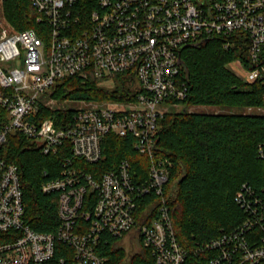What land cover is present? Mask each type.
<instances>
[{
    "label": "built area",
    "instance_id": "2783aa9c",
    "mask_svg": "<svg viewBox=\"0 0 264 264\" xmlns=\"http://www.w3.org/2000/svg\"><path fill=\"white\" fill-rule=\"evenodd\" d=\"M30 2L39 14L38 30L0 31V106L9 115L0 128V264H106L109 242L127 239L148 250L153 264H264V196L247 183L236 196L243 222L192 248L179 244L164 194L172 162L156 150L159 121L170 112L161 105L178 107L188 94L179 64L184 46L223 38L227 48L237 41L245 61L230 64L244 69L248 83L264 88V0ZM117 75L126 79L128 99L67 105L74 113L62 126L40 117L42 107L58 104L49 97L57 81ZM11 134L44 156H63L56 177L41 187L58 198L54 232L27 223L22 173L1 153ZM111 136L127 138L148 156L147 178L128 158L99 179L74 166L77 160L102 161Z\"/></svg>",
    "mask_w": 264,
    "mask_h": 264
},
{
    "label": "trees",
    "instance_id": "16d2710c",
    "mask_svg": "<svg viewBox=\"0 0 264 264\" xmlns=\"http://www.w3.org/2000/svg\"><path fill=\"white\" fill-rule=\"evenodd\" d=\"M4 16L13 28L21 32L39 29V14L30 0H6ZM223 38H212L200 47H186L181 57L189 74H181L187 96L179 102L184 109L167 112L159 121V141L156 150L171 160L169 183L164 188L175 236L184 248L215 239L236 228L245 215L236 202L244 183L264 196V160L259 149L264 148V114L245 113L247 109H264V88L260 82L248 83L229 68L230 62L245 61L242 45L225 47ZM115 87L102 85L108 79L89 77L81 80L66 77L57 81L50 91L58 104L42 107L40 117L54 118L62 126L73 115L65 108L68 102H110L124 100L126 79L115 76ZM219 107L241 112H189V107ZM9 115L0 106V128L7 124ZM4 158L18 165L22 173L23 197L27 223L39 232H54L57 228L56 195L44 194L42 183L53 179L62 166L60 153L44 156L19 134H11L1 149ZM104 159L97 164L74 162L99 179L112 171L116 164L128 158L137 173L149 171L147 155L136 152L128 139L114 136L103 145ZM47 172L48 175L44 176ZM92 195V194H90ZM106 264H153L148 250L127 253L116 241L109 242L103 252ZM59 255L56 257L58 258ZM206 254L195 261L201 262ZM192 260V258H191Z\"/></svg>",
    "mask_w": 264,
    "mask_h": 264
},
{
    "label": "rangeland",
    "instance_id": "374dc122",
    "mask_svg": "<svg viewBox=\"0 0 264 264\" xmlns=\"http://www.w3.org/2000/svg\"><path fill=\"white\" fill-rule=\"evenodd\" d=\"M3 7L2 5H0V31L2 29H8L10 31H14L15 29L13 28V26L11 25V23L8 21V19L6 18V16H4V10H3ZM10 66L14 67V66H18L19 64H15L13 62H10L9 63ZM228 68L238 77L242 78L244 81H246L244 78H245V71L244 69H242L240 66L237 65V63H233V64H230L228 65ZM115 82H116V79L114 78L113 79H110L107 83H104L102 85L106 86L107 88H114L115 87ZM247 82V81H246ZM117 83V82H116ZM128 89H129V86H128ZM67 105L70 107V108H73V109H78V108H81V107H84V104L81 102H68ZM161 108L163 109H166L168 108V110H170V112H175V111H181L183 108V106H178V107H173L169 104H163L161 105ZM188 111L189 112H205V113H210V112H218V113H224V112H235V113H238V112H241L240 110H223L219 107H213V106H210V107H200V106H195V107H189L188 108ZM245 113H253V112H256V113H259V114H264V109L262 111H259V110H255L253 109L252 112H250L249 109L247 110H244ZM121 247H123V249L125 250V252L127 253H130L132 252L133 254L134 253H137V251L139 250V246L137 243H134L132 242H129L128 239L127 240H124L121 244H120Z\"/></svg>",
    "mask_w": 264,
    "mask_h": 264
},
{
    "label": "water",
    "instance_id": "95a60500",
    "mask_svg": "<svg viewBox=\"0 0 264 264\" xmlns=\"http://www.w3.org/2000/svg\"><path fill=\"white\" fill-rule=\"evenodd\" d=\"M208 41H209V39L203 40V41L198 42V43H193V44H190V45H186L183 48H186V47H197L198 48V47H200L203 44H207ZM179 64L183 66L184 71H185L186 75L188 76L189 69H188V66L185 64L184 60L182 59V57L179 58Z\"/></svg>",
    "mask_w": 264,
    "mask_h": 264
}]
</instances>
